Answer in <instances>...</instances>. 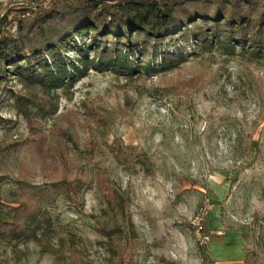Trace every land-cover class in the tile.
<instances>
[{
	"label": "rangeland",
	"instance_id": "374dc122",
	"mask_svg": "<svg viewBox=\"0 0 264 264\" xmlns=\"http://www.w3.org/2000/svg\"><path fill=\"white\" fill-rule=\"evenodd\" d=\"M49 3L13 7L9 20L31 18ZM90 37L61 50L72 82L52 91L57 112L41 128L46 150L58 156L55 168L71 165L86 184L72 200L54 190V168L44 171L36 148L25 145L34 133L17 107L26 90L14 67L3 73L0 194L5 202L38 200L57 228L46 253L35 243H0V264H60L71 236L81 264H109L98 229L115 222L129 229L107 213L113 191L126 199L137 234L114 244L127 241L135 264H264V55L223 37L209 50L180 37L139 48ZM99 46L119 56L101 63ZM166 53L174 58L165 61ZM219 244L237 253L215 260Z\"/></svg>",
	"mask_w": 264,
	"mask_h": 264
},
{
	"label": "trees",
	"instance_id": "16d2710c",
	"mask_svg": "<svg viewBox=\"0 0 264 264\" xmlns=\"http://www.w3.org/2000/svg\"><path fill=\"white\" fill-rule=\"evenodd\" d=\"M10 14L0 19V84L5 80L3 73L14 67L26 90L17 102L18 112L32 123L34 131L25 145H31L28 147L32 150L36 148L44 171L54 168L52 187L68 200L80 195L86 184L74 177L71 165L65 164L63 171L55 168L54 157L58 156L46 150L47 136L41 130L45 118L57 112L58 97L52 91L72 82L68 78L70 66L60 56L62 49L67 50L71 43L89 35L94 44L108 38L129 48H139L141 42L145 46L152 42H174L180 37L194 40L207 50L223 37L242 51L264 55V0H51L31 18L11 21ZM117 56L118 50L96 47V58L101 63L114 61ZM171 58L174 56L170 53L164 55L165 61ZM78 63L86 64L83 60ZM71 66L73 71H79L75 64ZM34 104L40 107V112L30 110ZM30 140H35L34 144ZM1 184L0 179V189ZM113 192L111 196L104 192L107 213L112 212L115 218L121 215L128 232L117 222L104 225L98 232L109 242V264H135L126 255L127 241L114 244L115 237L123 235L134 242L137 234L127 216L126 199ZM13 197L12 202H5L0 194V215L6 218L0 220V243H35L43 253L49 252L57 228L54 217L38 200ZM68 247L57 254L59 263L81 264L75 236L70 237Z\"/></svg>",
	"mask_w": 264,
	"mask_h": 264
},
{
	"label": "built area",
	"instance_id": "2783aa9c",
	"mask_svg": "<svg viewBox=\"0 0 264 264\" xmlns=\"http://www.w3.org/2000/svg\"><path fill=\"white\" fill-rule=\"evenodd\" d=\"M38 0H0V19L5 18L13 7H25L34 4ZM202 227L198 230L201 233ZM207 239L206 236L203 235Z\"/></svg>",
	"mask_w": 264,
	"mask_h": 264
},
{
	"label": "crops",
	"instance_id": "0c3cea01",
	"mask_svg": "<svg viewBox=\"0 0 264 264\" xmlns=\"http://www.w3.org/2000/svg\"><path fill=\"white\" fill-rule=\"evenodd\" d=\"M219 246H220V249L218 248V246L217 245H215V246H213V250H215L214 251V258H215V260H219V261H221V260H227V256L229 255V254H231V253H237V251L236 250H233L234 252H231L232 250L231 249H228L225 245H221V244H219ZM223 247V248H222ZM220 250V251H219Z\"/></svg>",
	"mask_w": 264,
	"mask_h": 264
}]
</instances>
